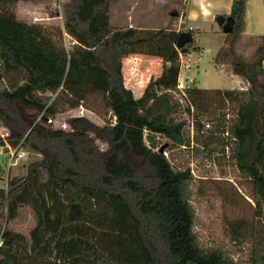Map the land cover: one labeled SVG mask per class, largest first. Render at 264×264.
Wrapping results in <instances>:
<instances>
[{
  "label": "trees",
  "instance_id": "16d2710c",
  "mask_svg": "<svg viewBox=\"0 0 264 264\" xmlns=\"http://www.w3.org/2000/svg\"><path fill=\"white\" fill-rule=\"evenodd\" d=\"M18 1L0 0V120L10 131L9 146L32 148L41 158L0 188V264H264V252L237 262L200 248L190 205L193 177L188 168L174 170L165 155L174 147L219 154L250 183L255 206L264 209V36L251 60L236 51L247 0H232L233 29L214 57L249 84L241 91L177 88L179 54L189 46L176 47L182 30L172 21L158 29L114 27L111 0H68L62 29L54 33L19 21ZM64 36L74 42L70 52ZM132 55L162 62L139 98L125 88L122 74V60ZM174 95L189 100L192 112L219 105L231 117L213 115L216 131L207 137L196 118V136L187 137ZM95 99L110 115L103 126L79 117L69 121L71 132H62L45 122ZM17 105L45 120L24 119ZM22 209L33 219L27 235L10 227Z\"/></svg>",
  "mask_w": 264,
  "mask_h": 264
},
{
  "label": "rangeland",
  "instance_id": "374dc122",
  "mask_svg": "<svg viewBox=\"0 0 264 264\" xmlns=\"http://www.w3.org/2000/svg\"><path fill=\"white\" fill-rule=\"evenodd\" d=\"M67 1L19 0L14 11L19 21L28 24L37 23L56 33L58 29H62L61 9ZM184 12L185 7L182 0H162L159 3L153 0L151 4L149 0H111L110 22L114 27L122 26L126 24L129 15L131 23L137 27L164 28L171 21L175 26L183 24L185 21ZM187 26L185 25V27ZM206 26L198 24L194 29L192 42L187 44L192 63L195 62L188 71L194 79L192 83H189L190 86L208 90H247L249 84L234 74L236 68H232L229 63L215 64L214 57L220 49L226 47L227 36L221 32L216 22L212 29ZM257 41L255 37L252 40L249 36H243L236 47L237 53L245 59L251 60L254 57ZM63 42L65 49L70 52L74 47V42L66 36H64ZM198 52H201L200 55ZM180 55L182 60L187 57L186 53H180ZM161 65L160 59L144 55H132L122 60L123 74L127 78V82H132L134 79L138 86L144 82L147 84L150 78L159 76ZM185 73L187 72H180L179 80L184 79ZM181 84L184 86V80ZM174 96L180 101L179 117L188 123L185 130L187 137L196 136L191 125L196 118L201 120L203 127L206 123L210 125L209 131L204 127L202 136L207 137L216 131L214 128L216 124L212 125L209 122L213 115L218 116L224 113L226 121L231 117L227 107L223 108L219 105L211 106L205 112L194 108L192 112L189 100ZM187 107L189 113L186 112ZM17 109L26 120L29 116L36 117V120L43 118L35 111L26 109L22 105H17ZM79 117L86 118L98 126H103L109 122L110 115L105 112L101 102L95 99L78 108L67 109L65 112L57 114L50 122L49 120L45 122L50 123L49 125L55 130L71 132L69 121ZM3 129L10 134L9 129L0 120V136ZM87 135L100 151L106 150V144L94 134L87 133ZM216 135L218 136V134ZM8 137H4V141H2L4 145H0V188H5L8 178L24 176L27 165L41 158L32 148H12L7 143ZM0 140H2L1 137ZM158 141L166 146L170 145L164 138L158 137ZM10 154H12L14 165L6 171L7 162L11 158ZM165 155L174 170L188 168L193 177V182L189 187L190 205L195 216L194 232L200 248L218 249L237 262L251 259L254 253L264 252V209L255 206L250 183L241 177L230 160H222L216 153L208 156L195 153L191 147L188 149L174 147L172 150L166 151ZM32 225L31 213L22 209L18 219L13 221L10 227L27 235Z\"/></svg>",
  "mask_w": 264,
  "mask_h": 264
},
{
  "label": "crops",
  "instance_id": "0c3cea01",
  "mask_svg": "<svg viewBox=\"0 0 264 264\" xmlns=\"http://www.w3.org/2000/svg\"><path fill=\"white\" fill-rule=\"evenodd\" d=\"M149 1L150 4L153 2V0H149ZM156 1L159 3L162 0H156ZM182 3L183 6L185 7V12H184L185 21L183 25L184 24L186 26L188 25L187 27H185L184 25V28L194 32V29L196 26H198V24L207 25L206 27L212 29V26L214 22H216L217 18L229 17L232 0H182ZM245 18H246V25L243 36H249L252 40L253 37L258 38L260 36L261 37L264 36V0H247ZM126 21H127L126 24H123L122 26L145 29L133 25L131 23V18L129 15ZM180 25L181 24H179V26ZM199 27L202 28V26ZM149 29H158V28H149ZM200 53L201 52H198L199 55ZM261 67L264 71V59L261 62ZM122 74H123V67H122ZM123 78H124L125 88L131 90L135 98H139L143 93L146 83L142 82L143 84L141 86H138V84L136 83L137 81H135L134 79L132 82H127V78L125 77L124 74H123Z\"/></svg>",
  "mask_w": 264,
  "mask_h": 264
},
{
  "label": "water",
  "instance_id": "95a60500",
  "mask_svg": "<svg viewBox=\"0 0 264 264\" xmlns=\"http://www.w3.org/2000/svg\"><path fill=\"white\" fill-rule=\"evenodd\" d=\"M216 24L221 27V32L223 34H229L231 33L232 29H233V20L230 17H219L216 19ZM179 29L182 30L177 38V42H176V47L177 48H182L187 44H190L192 42V35L190 33H188L187 31H185L184 29V25L181 24L179 26ZM164 147L159 148L158 152L162 153L163 152Z\"/></svg>",
  "mask_w": 264,
  "mask_h": 264
},
{
  "label": "built area",
  "instance_id": "2783aa9c",
  "mask_svg": "<svg viewBox=\"0 0 264 264\" xmlns=\"http://www.w3.org/2000/svg\"><path fill=\"white\" fill-rule=\"evenodd\" d=\"M186 56H187L186 59L182 60L181 55L179 54V63H180L179 74H180L181 71H186L187 72V73H185L184 79H183L184 83H185L184 86L181 84V82L183 80H179V77H178V86H177V88L179 90H183L189 83H192L193 80H194L192 78V76L190 75V73H188V71H190V69L192 68L191 65L193 63H192L191 57L189 56V53L188 54L186 53ZM188 86H190V84ZM49 122H50V120H49ZM204 127H205L206 130L207 129H208V131L210 130V125L208 123L204 124ZM2 132L3 133L1 134L0 137H1L2 141H4V137L9 136V134H8L7 131H5V129H3ZM10 155H11V158H9V160L7 162V168H6L7 170L5 169L6 171H8L9 168L14 165V163H12V158H13L12 154H10ZM0 244H1V242H0Z\"/></svg>",
  "mask_w": 264,
  "mask_h": 264
},
{
  "label": "clouds",
  "instance_id": "9594fccd",
  "mask_svg": "<svg viewBox=\"0 0 264 264\" xmlns=\"http://www.w3.org/2000/svg\"><path fill=\"white\" fill-rule=\"evenodd\" d=\"M194 18V17H193Z\"/></svg>",
  "mask_w": 264,
  "mask_h": 264
}]
</instances>
